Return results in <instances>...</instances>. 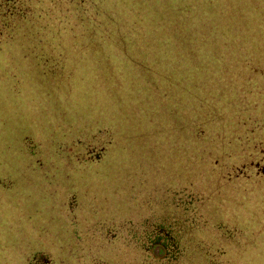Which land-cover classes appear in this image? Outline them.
I'll list each match as a JSON object with an SVG mask.
<instances>
[{
  "label": "rangeland",
  "instance_id": "1",
  "mask_svg": "<svg viewBox=\"0 0 264 264\" xmlns=\"http://www.w3.org/2000/svg\"><path fill=\"white\" fill-rule=\"evenodd\" d=\"M105 2L120 12L138 3L145 18L168 4ZM189 9L191 27L134 29L130 42L120 29L67 28L0 43V264H39L44 253L91 264L78 257L88 213L171 218L189 211L175 193L195 206L206 198L203 211L175 230V259L157 246L156 264H264V0ZM109 246L104 264H140Z\"/></svg>",
  "mask_w": 264,
  "mask_h": 264
},
{
  "label": "trees",
  "instance_id": "2",
  "mask_svg": "<svg viewBox=\"0 0 264 264\" xmlns=\"http://www.w3.org/2000/svg\"><path fill=\"white\" fill-rule=\"evenodd\" d=\"M136 1L138 2V0ZM192 2L193 0H168L165 12V5H163L160 7V13H158L156 17L149 15L145 18L144 11H140L138 3L132 5V7L130 4L126 5L128 11L125 6V12H120L118 5L115 6V4H112L108 6L109 4H107L105 0H0V26H2L0 27V43H12L13 36L15 35H26V38L30 39L35 38L36 34L46 39L49 34H59L61 33L60 30L67 28L91 29L95 32L106 34L108 38L110 37V31L112 29H120L125 33L123 35L127 39L125 42H130L133 36L138 37L132 34V30L160 27V23H168V26L183 31L194 24V22L190 21V9L187 11V8H189ZM172 4H174V10ZM224 10L228 11V9ZM204 12L209 13L206 9ZM154 17L155 19L151 23L150 20ZM201 22L205 25H210L209 19L201 20ZM3 29H5V31H3ZM144 35H146L145 37L147 38L151 35L157 36L156 34ZM4 38L8 39L3 41L2 39ZM229 40H231V38H228L227 42ZM262 128H264V125H262ZM87 145L85 148L91 150L92 144ZM254 165L255 164H253L252 167H246L247 169L249 168V171L254 173L253 171H255L256 167ZM242 175L243 177H238V180H244L246 178L244 172ZM195 194L198 193L195 192ZM195 194L190 193L188 197L191 196L197 201L200 200L201 198L197 199ZM179 195L182 194L175 193V198L180 200L178 203H187L189 211L183 210L182 215L173 214L174 216L171 218H163L161 215H154L153 211H148L147 218L139 222L127 220L125 223H121V220H117L119 216L116 215L114 210H111L109 211L111 213L110 216H105L103 213L97 216V220L100 222V224H98L95 216H93L98 212H91V214L93 213L92 216L88 213L89 218L91 217L93 222L89 224L84 230L85 232L78 237H83V240L80 242L81 248L78 252V257L80 259L91 258V264H104L106 259H108V253L105 252V250L110 248L109 245L122 243L126 246V255L130 258L139 257L140 264H144L145 260L151 264L158 263L160 255L156 254L157 252L155 251L158 247H163L165 251L164 256L166 255L169 260L175 259L176 248L178 247V250L180 249V240L179 237L176 239V235L181 236L180 234H176L175 230H184L186 227H190L191 225L194 226V221H189L187 217H191L190 212L192 213L193 211H198L199 214H201L203 211L202 205L205 203L206 199L203 197L202 203L195 206L188 200L185 201L183 198H178ZM122 197L124 196L122 195L121 198ZM68 202H70L72 209L77 205L75 197L70 196ZM125 206L127 210L134 209L133 204L122 205L120 207L115 206L114 208H122ZM172 210L176 212L175 208ZM81 214L82 211L80 212V215ZM74 223H77V219ZM101 224H106V226H102ZM182 224L183 226L180 227L179 225ZM106 229L108 230L106 231ZM82 246H88L87 250ZM96 251H98L99 254H95ZM205 256L206 255H200V257L191 261L185 258L184 260L177 259L175 263L225 264L226 262V259L222 260L218 255L212 258H207ZM39 258V264H52L54 260L48 253L39 255ZM39 258L36 257L35 259ZM86 261L87 260L84 259L82 263L79 264H88Z\"/></svg>",
  "mask_w": 264,
  "mask_h": 264
}]
</instances>
